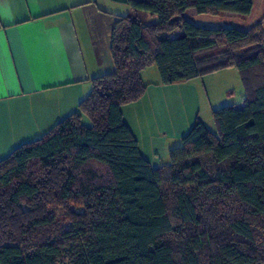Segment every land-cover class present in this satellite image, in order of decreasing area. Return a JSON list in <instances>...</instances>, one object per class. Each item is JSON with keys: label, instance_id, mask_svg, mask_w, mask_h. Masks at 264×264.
<instances>
[{"label": "trees", "instance_id": "1", "mask_svg": "<svg viewBox=\"0 0 264 264\" xmlns=\"http://www.w3.org/2000/svg\"><path fill=\"white\" fill-rule=\"evenodd\" d=\"M109 1L134 13L112 27L114 72L0 160V264H264V37L258 23L185 15L248 17L251 0ZM153 65L162 86L232 68L244 95L243 108L212 111L216 134L196 120L158 167L121 112Z\"/></svg>", "mask_w": 264, "mask_h": 264}, {"label": "crops", "instance_id": "2", "mask_svg": "<svg viewBox=\"0 0 264 264\" xmlns=\"http://www.w3.org/2000/svg\"><path fill=\"white\" fill-rule=\"evenodd\" d=\"M112 5L109 0H0V160L75 113L90 93L91 80L114 72L110 36L119 15ZM148 69L141 72L144 97L121 112L142 156L152 164L159 159L158 150L168 157L200 120L196 115L174 125L165 106L155 112L156 103L161 105L175 85H190L189 94L199 95L201 84L196 79L163 87ZM212 108L211 114L217 110ZM164 124L168 128L162 130Z\"/></svg>", "mask_w": 264, "mask_h": 264}, {"label": "rangeland", "instance_id": "3", "mask_svg": "<svg viewBox=\"0 0 264 264\" xmlns=\"http://www.w3.org/2000/svg\"><path fill=\"white\" fill-rule=\"evenodd\" d=\"M252 2V12L248 17L237 16V15H228V14H220L216 17L212 16H200L196 15L195 11L193 14H187L186 17L195 25L208 27V28H218V27H231L239 30H247L255 24H259L261 29L262 38L264 37V0H251ZM113 10L116 11V15L120 17H125L129 15H133L134 13L125 5H112ZM111 10V9H110ZM142 17V15H141ZM142 18L145 22H151V17L149 15H145ZM178 31H175L173 34L169 35L170 37H174L178 34ZM264 58V57H263ZM148 72L151 70L155 72V75L159 78L156 67L153 65L148 67ZM230 72H233L232 74ZM235 69H231L229 71L220 72L218 74H212L205 76L203 78L198 79L196 84H201V91H199V95H190V85H183L178 87L175 85L170 87L172 93L166 91L167 95L162 96V104L159 105L156 103L154 109L155 112L158 113L160 111L161 106H165L167 108V114H169L168 119L172 121L175 125L180 122L188 121L198 115L200 121H202L203 125L213 134H216L215 126L213 123V118L211 114V109H209V105L213 107L212 109H219L224 106H231L235 109L243 108V100L244 95L241 90L240 80L238 79L235 73ZM156 78V77H155ZM151 81V80H148ZM153 81V80H152ZM193 84V83H192ZM199 86V85H198ZM164 87V86H163ZM169 88V87H167ZM241 90V91H240ZM225 91H230L229 95H224ZM177 99V100H176ZM158 104V105H157ZM156 113V114H157ZM177 114V115H176ZM84 124L88 125V122H84ZM172 124V125H173ZM167 125H171L167 123ZM164 124L161 129L165 130L167 126ZM169 126V128H173V126ZM181 143L177 144L176 147H179ZM157 158H159L155 163H152L157 166L167 165L169 163V159L167 155L163 154L162 150H158ZM149 155V154H148ZM67 228V225L64 226Z\"/></svg>", "mask_w": 264, "mask_h": 264}]
</instances>
